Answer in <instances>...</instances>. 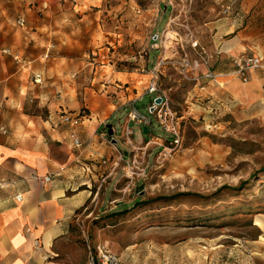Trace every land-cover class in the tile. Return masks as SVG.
<instances>
[{"label": "rangeland", "instance_id": "374dc122", "mask_svg": "<svg viewBox=\"0 0 264 264\" xmlns=\"http://www.w3.org/2000/svg\"><path fill=\"white\" fill-rule=\"evenodd\" d=\"M223 5L0 0V29L8 37L35 32L46 59L59 57L77 71L79 102L90 77V92L114 106L118 114L109 123L117 142L106 126L101 130L112 148L123 143L120 128L132 104L151 115L146 105L156 96L146 86L156 69L178 122V143L154 120L148 134L129 123L134 173L124 162L117 211L84 222L90 245L100 243L122 264H264V103L233 100L205 77L215 74L210 23L225 15ZM86 113L82 106L79 114Z\"/></svg>", "mask_w": 264, "mask_h": 264}, {"label": "crops", "instance_id": "0c3cea01", "mask_svg": "<svg viewBox=\"0 0 264 264\" xmlns=\"http://www.w3.org/2000/svg\"><path fill=\"white\" fill-rule=\"evenodd\" d=\"M223 3L231 9L210 23L216 74L210 86L243 104L264 103L262 71L250 70L242 79L232 62L240 54L264 61V0ZM34 34L13 31L8 37L0 29V264H87L84 222L116 213L119 173L124 162L134 173L135 161L127 145L112 148L101 136L118 114L114 106L90 92L86 75L79 102L77 71L59 57L46 59L48 49ZM82 106L87 113L77 127L59 119V112L78 114Z\"/></svg>", "mask_w": 264, "mask_h": 264}, {"label": "built area", "instance_id": "2783aa9c", "mask_svg": "<svg viewBox=\"0 0 264 264\" xmlns=\"http://www.w3.org/2000/svg\"><path fill=\"white\" fill-rule=\"evenodd\" d=\"M222 10L224 13L228 12L231 7L229 4H225L222 6ZM22 24V20L18 21ZM232 62L236 66L237 73L242 79L246 78V74L253 69H260L263 74V84H264V61L257 56H248V55H237L232 58ZM156 77V69L154 68L151 71V80L147 83L146 92L150 94H154V96L161 97V101L159 104H156L151 115L141 112L134 104L128 108V112L126 114V121L120 128V137H123V143L128 147H134L132 145L131 137L133 135L132 128L129 126V123L138 124L144 128L149 127L153 120L156 121L161 128L167 132L171 137V144H177L179 140V126L177 119L174 113L171 111L169 107V99L167 95L158 88L157 83L155 81ZM206 78L215 79L216 74L212 72H207L205 74ZM153 101H150L149 107L153 105ZM148 107V109H149ZM59 119L71 126V128L77 127V125L81 121V115L73 114L69 112H59L58 114ZM1 132H5L3 127H0ZM118 132L117 130H113ZM101 136L103 138H107V133L102 132ZM70 138L74 146L78 147L81 145L77 135L75 132L70 133ZM120 155V154H119ZM121 158V156H120ZM45 181L49 180V177H44ZM19 199V197H17ZM79 227L82 228V224H79ZM87 249V264H122L119 257L110 252L105 246L101 244H95L93 246L90 243L86 245Z\"/></svg>", "mask_w": 264, "mask_h": 264}, {"label": "water", "instance_id": "95a60500", "mask_svg": "<svg viewBox=\"0 0 264 264\" xmlns=\"http://www.w3.org/2000/svg\"><path fill=\"white\" fill-rule=\"evenodd\" d=\"M155 37H156V36H154L153 38H155ZM160 101H161V97H159V96H156V97L153 99V103H154V104H153L151 107H149V109H148L149 113H152V111H153L155 105H156V104H159ZM106 127H107V133H108V135L111 136V142L115 144L117 141L112 137L113 131H112L111 126H110L109 124H107ZM143 131L145 132V131H146V128L143 129Z\"/></svg>", "mask_w": 264, "mask_h": 264}, {"label": "trees", "instance_id": "16d2710c", "mask_svg": "<svg viewBox=\"0 0 264 264\" xmlns=\"http://www.w3.org/2000/svg\"><path fill=\"white\" fill-rule=\"evenodd\" d=\"M243 186V182H241L237 188H241Z\"/></svg>", "mask_w": 264, "mask_h": 264}]
</instances>
